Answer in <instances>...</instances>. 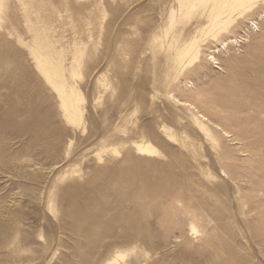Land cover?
I'll use <instances>...</instances> for the list:
<instances>
[{
  "label": "rangeland",
  "instance_id": "rangeland-1",
  "mask_svg": "<svg viewBox=\"0 0 264 264\" xmlns=\"http://www.w3.org/2000/svg\"><path fill=\"white\" fill-rule=\"evenodd\" d=\"M0 264H264V0H0Z\"/></svg>",
  "mask_w": 264,
  "mask_h": 264
},
{
  "label": "bare ground",
  "instance_id": "bare-ground-1",
  "mask_svg": "<svg viewBox=\"0 0 264 264\" xmlns=\"http://www.w3.org/2000/svg\"><path fill=\"white\" fill-rule=\"evenodd\" d=\"M245 3V2H244ZM224 5V4H223ZM250 8V7H249ZM211 19V18H210ZM226 21V20H225ZM224 29V28H223ZM40 54V53H39ZM41 56V55H40ZM39 56V57H40ZM41 58V57H40ZM46 60V59H45ZM40 61V60H39ZM48 63V62H47ZM46 63V64H47ZM44 64V63H43ZM42 64H40L39 63V67L41 66ZM49 66V65H48ZM45 67V66H44ZM38 68V67H37ZM41 68V67H40ZM50 68V67H49ZM48 68V69H49ZM55 68V67H54ZM42 69V68H41ZM46 69V68H45ZM59 70V69H58ZM43 71H44V69H43ZM42 72V71H41ZM46 71H44V73H45ZM47 72H48V70H47ZM50 72H53L52 70L50 71ZM49 72V73H50ZM47 75V74H46ZM49 75V74H48ZM51 75V74H50ZM50 75H49V77H50ZM61 75V74H60ZM53 76V75H52ZM51 78V77H50ZM67 79V78H66ZM69 84V83H68ZM67 84V85H68ZM69 87H71L70 85H69ZM75 94V93H74ZM61 98H62V100H63V102H62V104H63V107L65 108L64 110H65V113H66V116L67 117H71V115H73L74 114V112H75V102H73V101H75V98H74V96H73V94H72V92L71 91H68V93L66 92V90H65V88H63L62 90H61ZM72 98V99H71ZM71 99V100H70ZM66 103H69L68 105H66ZM70 108V109H69ZM137 148V151L139 152V153H152V152H154L153 150H152V148H151V146H149V145H144V146H140V145H138V147H136ZM159 178V177H158ZM159 181H161L160 180V178H159ZM158 181V182H159ZM176 181V180H175ZM152 182H153V180H152ZM145 183V188L148 190V189H150V190H156V189H158L159 188V186H160V184L161 183H158V182H156V183ZM162 182H164L163 180H162ZM174 183H177V182H174ZM166 186V185H165ZM175 186V185H174ZM123 193V192H122ZM178 193V196H180L179 195V192H177ZM176 193V194H177ZM144 194H145V191L143 190V191H141V192H139V193H137L136 195L138 196V197H142V196H144ZM177 196V197H178ZM186 196V195H185ZM146 197V196H145ZM181 197V196H180ZM180 199V198H179ZM181 200V199H180ZM208 200V199H207ZM174 201V200H173ZM172 201V202H173ZM175 202V201H174ZM183 202V201H182ZM181 202V203H182ZM84 213H86V212H88V210H85V211H83ZM90 212V211H89ZM88 212V213H89ZM88 213H86L85 215H87ZM90 215V214H89ZM169 218V217H168Z\"/></svg>",
  "mask_w": 264,
  "mask_h": 264
}]
</instances>
